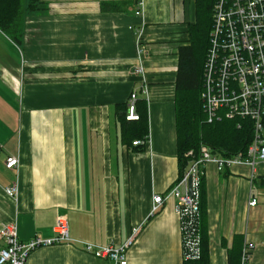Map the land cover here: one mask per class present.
<instances>
[{"label":"crops","instance_id":"crops-1","mask_svg":"<svg viewBox=\"0 0 264 264\" xmlns=\"http://www.w3.org/2000/svg\"><path fill=\"white\" fill-rule=\"evenodd\" d=\"M198 1L42 0L22 17L20 44L0 31V230L16 223L22 242L51 239L65 218L73 240L26 264H113L83 244L120 247L134 230L128 264H184L177 201L155 213L153 201L180 177L179 49L190 45ZM140 65L145 77L135 75ZM134 91L148 111L139 147L119 118ZM10 158L19 166L8 169ZM204 172L210 264H241L249 245V264H264V162ZM13 186L17 197L7 193Z\"/></svg>","mask_w":264,"mask_h":264},{"label":"built area","instance_id":"built-area-1","mask_svg":"<svg viewBox=\"0 0 264 264\" xmlns=\"http://www.w3.org/2000/svg\"><path fill=\"white\" fill-rule=\"evenodd\" d=\"M137 15H141V12H137ZM143 54L144 50H139V58ZM134 72L141 77L146 74L143 65ZM145 83L144 79V90L148 93ZM202 99L208 124L220 123L225 119H248L253 122L254 141L245 153L229 158L213 153L207 145H201L198 156L194 151L188 152L185 155L188 167L167 197H154L153 213L159 211L167 199L172 197L177 201L176 212L181 220L183 258L186 262L198 261L202 257L200 199L204 167L214 164L218 171L236 166L254 169L259 162H264V0H215ZM138 101V93L134 91L128 101L127 121L139 120ZM142 144L138 141L134 146ZM17 166L18 159H8V169ZM7 193L17 197L19 189L13 186ZM256 203L253 200L251 206ZM137 233L138 230H134L120 247L84 243L83 249L113 264H128L127 253L134 245ZM54 234L51 239L37 237L22 242L17 224L5 225L0 230V239L5 242L4 248L0 249V264H26L30 255L40 248L73 242L65 218L58 219ZM253 249L252 245L244 247L241 264H249Z\"/></svg>","mask_w":264,"mask_h":264},{"label":"trees","instance_id":"trees-1","mask_svg":"<svg viewBox=\"0 0 264 264\" xmlns=\"http://www.w3.org/2000/svg\"><path fill=\"white\" fill-rule=\"evenodd\" d=\"M42 0H0V31L15 44L22 42L18 36L19 24L26 14L37 13L42 9ZM215 0L198 1V19L191 26V42L179 49V65L176 81V115L178 132V154L180 177L185 171L188 159L185 155L194 151L198 156L201 145H207L213 153L224 158L245 153L254 141L253 122L248 119L227 120L208 124L202 99L206 58L210 49V35L213 28V7ZM129 101V100H128ZM138 121H127L126 111L120 115L125 124L123 137L133 147L135 142L144 140L148 135V111L145 100L137 103ZM130 128H127V127ZM179 177V178H180ZM264 185V179L262 180ZM204 177L201 180V236L202 257L198 261L184 264H210L208 250L204 248L203 211H204ZM242 253V251H241ZM241 262V255L239 256Z\"/></svg>","mask_w":264,"mask_h":264},{"label":"water","instance_id":"water-1","mask_svg":"<svg viewBox=\"0 0 264 264\" xmlns=\"http://www.w3.org/2000/svg\"><path fill=\"white\" fill-rule=\"evenodd\" d=\"M192 180L189 181V190L191 191Z\"/></svg>","mask_w":264,"mask_h":264}]
</instances>
